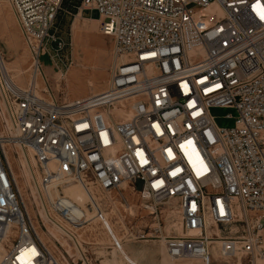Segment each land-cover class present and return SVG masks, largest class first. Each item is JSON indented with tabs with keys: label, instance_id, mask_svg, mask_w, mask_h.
I'll list each match as a JSON object with an SVG mask.
<instances>
[{
	"label": "built area",
	"instance_id": "obj_1",
	"mask_svg": "<svg viewBox=\"0 0 264 264\" xmlns=\"http://www.w3.org/2000/svg\"><path fill=\"white\" fill-rule=\"evenodd\" d=\"M65 1L11 0L36 73L52 45L65 47L56 26ZM69 1L78 13L98 11L124 60L107 89L62 102L20 87L0 67V264L89 262L73 229L104 212L91 201V217L65 195L61 186L71 183L103 191L128 183L152 213L177 200L183 235L162 237L160 227L152 229L172 261L210 264L211 244L220 242L222 257L240 253L249 257L242 264H259L264 0ZM221 107L236 110L233 126L217 124L211 109ZM27 158L29 184L22 175ZM128 224L131 238H151L132 219Z\"/></svg>",
	"mask_w": 264,
	"mask_h": 264
},
{
	"label": "rangeland",
	"instance_id": "obj_2",
	"mask_svg": "<svg viewBox=\"0 0 264 264\" xmlns=\"http://www.w3.org/2000/svg\"><path fill=\"white\" fill-rule=\"evenodd\" d=\"M74 3L65 1V10L61 12L56 24L57 35L65 43V47L58 51V48L52 45L49 48L51 55L47 53L41 58L42 67L36 74L33 54L26 43L16 9L11 0H0V51L10 69L9 74L20 87L34 86L40 96L46 99L53 98L59 102L73 101L104 91L111 81L115 68L122 61L117 54L114 37L102 31L98 11L78 13L73 7ZM211 113L216 117L217 124L222 127L233 126L237 115L235 109L226 107L212 108ZM229 114L232 117H228ZM26 160L23 159V164L25 163L23 167L28 172ZM14 166L18 172L16 160ZM79 186L78 183H71L61 186V190L67 195L66 189L69 188L70 194L77 198L80 194ZM89 188L96 194L97 203L112 224V227L111 224L107 225L104 216L95 217L83 229H73L81 240L83 250L87 252L91 264H193L188 260L172 261L166 253L164 240L153 236L152 233L154 227H160L162 237L183 235L182 232L169 228L173 222H180L177 200L161 204L160 209L152 213V209L145 207L149 202L142 200L128 183H123L110 191H103L93 184H90ZM77 203L83 206L90 216L94 214L88 209L91 205L90 200ZM155 215H158L157 218ZM129 219L136 222L138 227L134 228L136 231L139 227L143 230L145 228L151 238L148 241L131 238L128 234L131 232ZM49 230L67 249L75 251L72 244L70 249L69 240L60 231L51 226ZM115 237L122 242L121 249L113 246L112 239ZM53 244L51 243L52 246ZM211 247L213 256L210 264H241L248 261L249 257L240 253L231 258L222 257L218 248L220 243L215 242ZM256 261L264 264L261 256H258ZM65 264L68 263L65 261ZM78 264L82 262L79 261Z\"/></svg>",
	"mask_w": 264,
	"mask_h": 264
},
{
	"label": "bare ground",
	"instance_id": "obj_3",
	"mask_svg": "<svg viewBox=\"0 0 264 264\" xmlns=\"http://www.w3.org/2000/svg\"><path fill=\"white\" fill-rule=\"evenodd\" d=\"M90 16V15H89ZM82 18H84L83 16H82ZM92 18V17H91ZM85 19V18H84ZM3 57V56H2ZM122 59V61L124 60V58L122 57L121 58ZM1 60H3V61H0V63H1V65H0V67L2 68V70L4 71V72H8V73H10V69H9V67H8V64H7V62L5 61V59L4 58H1ZM40 70V69H39ZM39 72V71H38ZM36 73V72H35ZM36 74H38V73H36ZM110 83H111V81H110ZM110 83L108 84V87H109V85H110ZM90 84H91V82H90ZM107 87V88H108ZM106 88V89H107ZM102 92V91H101ZM100 93V92H99ZM94 94V93H93ZM26 163H27V165L28 166H26V168H27V170H28V172L30 173V169H31V164L29 163V160L27 161L26 160ZM25 164V163H24ZM23 172L24 173H22V175H24L25 177H26V182H28V184L30 183V179L28 180L27 179V175L29 174L28 172H26V169H24L23 168ZM80 187V194L78 195L79 197H77V198H75L74 196H72V194H70V189L68 188V189H66V194L67 195H69L72 199H74L75 201H77V202H85V201H88V200H90V201H94V202H97V196H96V194L93 192V191H91V189L90 188H87V187H85V186H83V185H80L79 186ZM22 190L24 191V193H25V195H27V192H26V190H25V185H23L22 187ZM99 204V203H98ZM32 212V211H31ZM32 213H34V212H32ZM177 215V214H176ZM91 217H94V215H92ZM105 217V216H104ZM174 217V216H173ZM105 220H106V223H107V225H109V224H111V221H109L108 220V218H106L105 217ZM178 220V219H177ZM111 227H112V224H111ZM111 227H109V228H111ZM169 228H172L171 230L172 231H180V232H182V226H181V222H173L170 226H169ZM171 231V232H172ZM54 234V233H53ZM40 235L42 236V238L45 240V241H47L49 238L47 237V235L46 234H44V233H42L41 231H40ZM77 239H78V242H77V244H78V247H79V249H80V251L82 252L83 251V246H82V242H81V240L77 237ZM76 240V239H75ZM49 241V240H48ZM51 243L53 244V242L51 241ZM51 243L49 244V246H50V248H53L54 246H52L51 245ZM218 244L220 243V242H217ZM221 244V243H220ZM54 245V244H53ZM212 248V247H211ZM219 248V247H218ZM213 249H214V247H213ZM84 264H89V262L87 261V259H85V263ZM242 264V263H241Z\"/></svg>",
	"mask_w": 264,
	"mask_h": 264
},
{
	"label": "snow or ice",
	"instance_id": "obj_4",
	"mask_svg": "<svg viewBox=\"0 0 264 264\" xmlns=\"http://www.w3.org/2000/svg\"><path fill=\"white\" fill-rule=\"evenodd\" d=\"M260 18H261L262 20H264V11H262V12L260 13Z\"/></svg>",
	"mask_w": 264,
	"mask_h": 264
}]
</instances>
